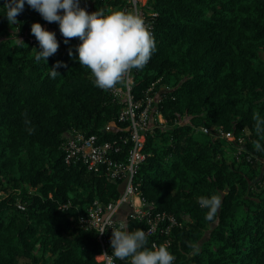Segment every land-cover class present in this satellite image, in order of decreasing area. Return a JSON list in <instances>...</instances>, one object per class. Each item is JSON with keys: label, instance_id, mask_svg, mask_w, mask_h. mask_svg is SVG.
I'll return each mask as SVG.
<instances>
[{"label": "trees", "instance_id": "1", "mask_svg": "<svg viewBox=\"0 0 264 264\" xmlns=\"http://www.w3.org/2000/svg\"><path fill=\"white\" fill-rule=\"evenodd\" d=\"M119 3L126 0H100L94 9ZM143 10L158 14L156 50L143 69H133V88L139 98L158 82L154 115L165 124L153 120L135 182L149 208L178 222L148 238L147 247L166 244L173 264H264V172L248 156L264 158L252 119L254 112L264 116V0H148ZM53 24L49 30L61 39L47 63L35 59L39 42L13 39L0 15V264H103L97 235L77 219L124 190L105 171L64 161V136L73 130L102 141L129 130L119 121L123 106L93 84L78 52L69 54L79 37L66 44ZM220 132L248 139L240 165L225 158ZM122 146L125 160L130 144ZM211 194L222 197L217 223L197 203ZM128 225L146 228L131 217Z\"/></svg>", "mask_w": 264, "mask_h": 264}, {"label": "clouds", "instance_id": "2", "mask_svg": "<svg viewBox=\"0 0 264 264\" xmlns=\"http://www.w3.org/2000/svg\"><path fill=\"white\" fill-rule=\"evenodd\" d=\"M25 4L38 11L45 20L58 22L65 37L64 43H69L68 38L79 37L81 42L75 46V52L70 48L69 54L75 56L78 52L81 66L91 70L92 82L100 89H112L122 83L131 70L143 69L156 50L150 25L138 11L106 12L97 9L89 12L81 6V0H6V11L0 15L6 16L10 24H15ZM31 32L39 42L36 61L48 63V58L59 48L60 42L55 31L48 30L40 22H34ZM59 64L58 61L57 67ZM57 73L52 68L53 78ZM252 119L260 137L254 141L255 149L264 152V143H261L264 140V116L254 112ZM197 203L202 209H207L206 219L209 222H218L217 214L222 206L220 195H200ZM120 220L119 227L112 228L111 252L114 257L130 260V264H173L176 257L166 244L147 247V232L143 229L129 230L127 221L123 218ZM191 247L199 252L198 245L193 244Z\"/></svg>", "mask_w": 264, "mask_h": 264}, {"label": "built area", "instance_id": "3", "mask_svg": "<svg viewBox=\"0 0 264 264\" xmlns=\"http://www.w3.org/2000/svg\"><path fill=\"white\" fill-rule=\"evenodd\" d=\"M98 1L100 0H84L81 6L86 7L89 12H93ZM143 8L141 0H126L122 10L140 12L153 33L154 20L158 14L143 10ZM57 39L60 40L61 38L57 37ZM132 73L133 70L122 83L107 90L123 106L119 121L127 124V130H129L127 137H120L118 141H102L96 134H87L77 130H73L64 136L63 153L67 165L79 164L91 173L105 171L110 180L121 181L124 185L123 194L119 199L108 203L95 201L85 215H80L77 219L82 230L94 232L97 235L101 249L98 258L103 264L117 263V258L111 252V236L112 228L119 227L120 218L125 219L127 223L130 217L143 223L148 238L157 236L162 232L169 233L178 225L172 214L149 208L135 182V175L146 158L143 151L145 136L152 128L153 120L158 119L160 124H165V119L159 112L154 115L156 104L162 100V96L157 90L158 82L152 83L138 98L133 88ZM109 129L107 127L106 131ZM197 132L210 134V130L207 128H200ZM217 137L235 140V137L229 133L220 132ZM241 140L240 138L239 141ZM127 143L130 144V148L125 160H121L122 145ZM153 245L158 246L156 242H153Z\"/></svg>", "mask_w": 264, "mask_h": 264}, {"label": "rangeland", "instance_id": "4", "mask_svg": "<svg viewBox=\"0 0 264 264\" xmlns=\"http://www.w3.org/2000/svg\"><path fill=\"white\" fill-rule=\"evenodd\" d=\"M141 3L142 6L145 7V5L148 3V0H141ZM122 6H124V4L122 3H119L114 6H109L108 11L122 10ZM34 22H40L48 30L49 24L54 23L45 20L38 11L32 9L29 5L25 4L24 10L18 13L17 23L10 24L11 37L15 40L27 39L30 41H38L35 35L31 32V26ZM53 26H55V24H53ZM237 139L238 138H235V140L233 138L227 139L226 146L224 148V156L226 159L230 161H235L237 165H240L242 162L243 154H245L246 151L245 145L248 139L243 136H241V141ZM248 156H250L254 161H259L260 168L262 169V172H264V158L259 159L254 158L253 155ZM21 158H24V153L21 154ZM246 161L250 162L249 159H247ZM243 170H245V168H243Z\"/></svg>", "mask_w": 264, "mask_h": 264}]
</instances>
